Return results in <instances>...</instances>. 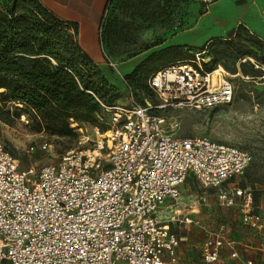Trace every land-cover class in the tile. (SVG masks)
<instances>
[{
  "label": "built area",
  "instance_id": "built-area-1",
  "mask_svg": "<svg viewBox=\"0 0 264 264\" xmlns=\"http://www.w3.org/2000/svg\"><path fill=\"white\" fill-rule=\"evenodd\" d=\"M218 1L197 0L205 8ZM204 53L150 76L154 106L135 98L126 107L99 102L107 131L80 134L77 149L34 179L0 144V264H177L182 240L173 229L199 225L193 217L206 201H184L181 187L191 178L209 188L227 185L252 162L248 152L205 137L175 139L171 125L152 114L233 104L235 86L223 71L206 70ZM218 201L241 203L243 222H260L248 190L229 188ZM224 244L220 234L209 238L203 264H220Z\"/></svg>",
  "mask_w": 264,
  "mask_h": 264
},
{
  "label": "rangeland",
  "instance_id": "rangeland-1",
  "mask_svg": "<svg viewBox=\"0 0 264 264\" xmlns=\"http://www.w3.org/2000/svg\"><path fill=\"white\" fill-rule=\"evenodd\" d=\"M7 2L0 0V10ZM236 3L239 9L245 7L246 16L235 36L213 40L203 54L207 68L223 71L235 86L233 104L214 110L181 108L152 113L171 125L168 128L175 139L205 137L237 147L252 157L245 175L227 185L209 188L191 178L181 187L184 201L200 197L206 201L193 217L199 225L173 229L182 240L177 264H201L206 241L218 234L225 239L220 264H245L247 260L264 264V65L252 59L264 60V0ZM205 9L197 0L110 1L99 28V43L93 51L83 50L114 91L111 105L126 107L131 98L141 104L145 100L153 106L158 104L147 87L149 76L163 65L193 61L202 51L203 47L187 44L190 39L199 43L215 32L211 30L215 17L212 23L206 19L202 24L208 12ZM106 121L107 116L101 117L99 124ZM95 128L83 124L82 133L65 135L61 125L40 121L25 107L0 97V144L19 162L21 170H34L32 179L43 167L59 163L65 153L77 149L79 134L93 136ZM42 145H47V150H40ZM230 186L251 193V215L261 217L256 226L243 222V204L233 208L219 204V194ZM233 253L237 257L233 258Z\"/></svg>",
  "mask_w": 264,
  "mask_h": 264
},
{
  "label": "trees",
  "instance_id": "trees-1",
  "mask_svg": "<svg viewBox=\"0 0 264 264\" xmlns=\"http://www.w3.org/2000/svg\"><path fill=\"white\" fill-rule=\"evenodd\" d=\"M252 59L264 65V60ZM206 65L207 71L216 70ZM147 87L151 91L148 82ZM2 90L4 102L25 107L49 125H61L65 135L78 134L83 124L108 129L99 124L101 117L109 119L99 102L113 106L114 91L80 46L78 25L61 21L37 0H8L0 10Z\"/></svg>",
  "mask_w": 264,
  "mask_h": 264
},
{
  "label": "crops",
  "instance_id": "crops-1",
  "mask_svg": "<svg viewBox=\"0 0 264 264\" xmlns=\"http://www.w3.org/2000/svg\"><path fill=\"white\" fill-rule=\"evenodd\" d=\"M48 12L55 15L63 22L76 23L79 31V44L86 52L93 51L99 43V28L107 10L109 0H37ZM219 3L212 6L203 16L202 24L206 19L213 22L211 30L215 31L203 37L198 43L190 39L189 46L205 47L217 38L229 39L242 23L243 16H246L245 7L238 8L236 0H219ZM224 14V15H223ZM218 17V18H216ZM221 17V19H219ZM223 19V20H222ZM244 19V18H243ZM207 29V28H205ZM192 30V29H191ZM198 45V46H197ZM230 188H232L230 186ZM227 244V243H226ZM232 246V244H228ZM246 246H244L245 248ZM247 248V247H246ZM222 262V253H221ZM201 264H203L201 255Z\"/></svg>",
  "mask_w": 264,
  "mask_h": 264
}]
</instances>
